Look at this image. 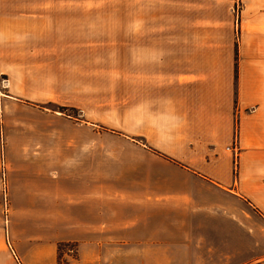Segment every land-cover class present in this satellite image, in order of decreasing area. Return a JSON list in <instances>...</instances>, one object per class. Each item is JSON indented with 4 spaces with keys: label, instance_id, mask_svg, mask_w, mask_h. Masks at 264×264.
<instances>
[{
    "label": "crops",
    "instance_id": "0c3cea01",
    "mask_svg": "<svg viewBox=\"0 0 264 264\" xmlns=\"http://www.w3.org/2000/svg\"><path fill=\"white\" fill-rule=\"evenodd\" d=\"M249 1L237 43L228 31L226 41L140 35L126 47L121 107L99 104L94 112L105 114L87 121L113 124L110 112H121V134L134 147L123 148L119 166L114 149L94 148V132L85 137L92 146L80 147L83 137L52 138L27 118L18 123L34 131L8 136L4 111L0 135L12 158L0 165V204L5 183L15 216L25 220L16 239L27 245L20 259L0 243V264H57L59 242H77L81 264H243L242 236L258 234L244 221L264 220V5Z\"/></svg>",
    "mask_w": 264,
    "mask_h": 264
},
{
    "label": "rangeland",
    "instance_id": "374dc122",
    "mask_svg": "<svg viewBox=\"0 0 264 264\" xmlns=\"http://www.w3.org/2000/svg\"><path fill=\"white\" fill-rule=\"evenodd\" d=\"M255 1L264 5V0ZM33 2L39 5H31ZM145 3L0 0V95L6 101L5 107L0 104V123L7 111L8 136L34 131L18 123L27 118L40 122L36 131L50 132L52 138L64 134L83 137L80 147L92 146L85 137L94 132V148L114 149L110 158L115 166L121 165L123 148L134 147L121 134V112H110V117L118 119L113 124L87 121L94 119V115L105 114L94 112L99 104L121 107L126 47L137 46L140 35H207L226 41L231 32L237 43L241 12L252 7L249 0H234L232 7H151ZM66 98L82 103L86 114L66 104ZM0 137V165L5 167L12 157L6 152L5 133L4 139ZM102 158L106 157L94 156L100 163ZM7 192L4 183L0 243L22 259L27 243L16 238H21L25 220L15 216ZM243 208L249 210L245 205ZM246 227L257 228L258 234L244 232L239 243L243 264L264 257V220L253 215L252 220L244 221ZM57 247V264H81L77 242H59ZM86 253L90 254V246Z\"/></svg>",
    "mask_w": 264,
    "mask_h": 264
},
{
    "label": "built area",
    "instance_id": "2783aa9c",
    "mask_svg": "<svg viewBox=\"0 0 264 264\" xmlns=\"http://www.w3.org/2000/svg\"><path fill=\"white\" fill-rule=\"evenodd\" d=\"M15 259L17 260V262H19V260L17 259V257H15Z\"/></svg>",
    "mask_w": 264,
    "mask_h": 264
}]
</instances>
